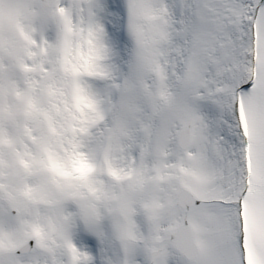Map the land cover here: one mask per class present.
Segmentation results:
<instances>
[{
  "label": "snow or ice",
  "instance_id": "6c2138e0",
  "mask_svg": "<svg viewBox=\"0 0 264 264\" xmlns=\"http://www.w3.org/2000/svg\"><path fill=\"white\" fill-rule=\"evenodd\" d=\"M0 264H264V0H0Z\"/></svg>",
  "mask_w": 264,
  "mask_h": 264
}]
</instances>
